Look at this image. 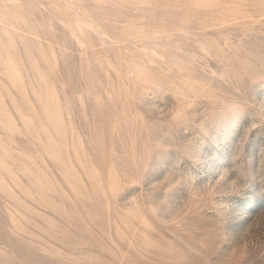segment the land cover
<instances>
[{
  "label": "rangeland",
  "instance_id": "obj_1",
  "mask_svg": "<svg viewBox=\"0 0 264 264\" xmlns=\"http://www.w3.org/2000/svg\"><path fill=\"white\" fill-rule=\"evenodd\" d=\"M0 264H264V0H0Z\"/></svg>",
  "mask_w": 264,
  "mask_h": 264
}]
</instances>
